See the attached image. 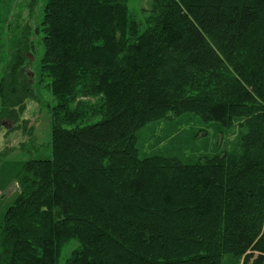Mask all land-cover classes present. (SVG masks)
<instances>
[{"label": "trees", "instance_id": "16d2710c", "mask_svg": "<svg viewBox=\"0 0 264 264\" xmlns=\"http://www.w3.org/2000/svg\"><path fill=\"white\" fill-rule=\"evenodd\" d=\"M145 11L46 0L37 75L31 47L15 45L0 120L34 148L20 116L49 78L52 156L17 174L0 264H264V0H151ZM199 120L236 136L186 157L179 129ZM158 121L170 128L155 146L173 147L144 154L142 131Z\"/></svg>", "mask_w": 264, "mask_h": 264}, {"label": "rangeland", "instance_id": "374dc122", "mask_svg": "<svg viewBox=\"0 0 264 264\" xmlns=\"http://www.w3.org/2000/svg\"><path fill=\"white\" fill-rule=\"evenodd\" d=\"M46 0H0V76L5 65L12 56L18 40L31 47L26 51L29 57V72L33 76L40 70L41 60L44 55L43 33L40 29L43 20V7ZM130 12L138 19L144 20L146 11L151 6V0H128ZM144 28V25L142 26ZM50 79L38 84L36 92L39 99H30L26 103V109L21 114L20 120H28V126H34V143L24 134L23 128L15 129L12 119L0 120V227L8 207L14 202L18 191L17 174L23 164L34 158H50L52 156V116L48 105L54 103V97L47 84ZM91 102L94 98L89 99ZM178 119L174 118L173 121ZM170 128L166 121H158L149 124L142 131V153H149L165 147H173L169 140L165 139L155 146L157 138H162ZM197 128L205 129L201 135L191 138L192 132ZM186 129V130H185ZM190 129V131H189ZM236 131L217 135L216 130L210 124L199 120L191 125L182 126V142L185 144L186 157L195 153H214L217 149L229 146L234 140ZM178 132V133H179ZM156 138V139H155ZM30 141V143H29ZM25 142L32 152L23 150L20 143ZM10 150L6 155V151ZM193 150V152L191 151ZM143 186L139 189L141 190ZM77 246L76 241L67 243L61 255L64 262Z\"/></svg>", "mask_w": 264, "mask_h": 264}]
</instances>
